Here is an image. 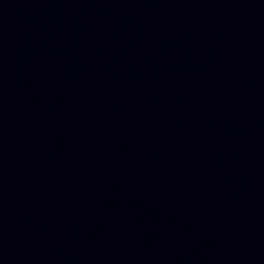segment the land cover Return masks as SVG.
Here are the masks:
<instances>
[{
    "label": "water",
    "instance_id": "obj_1",
    "mask_svg": "<svg viewBox=\"0 0 264 264\" xmlns=\"http://www.w3.org/2000/svg\"><path fill=\"white\" fill-rule=\"evenodd\" d=\"M0 264H264V0H0Z\"/></svg>",
    "mask_w": 264,
    "mask_h": 264
}]
</instances>
